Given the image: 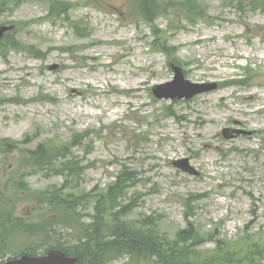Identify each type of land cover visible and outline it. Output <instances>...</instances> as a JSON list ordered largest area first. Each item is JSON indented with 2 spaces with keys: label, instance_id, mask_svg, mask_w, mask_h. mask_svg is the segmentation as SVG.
Segmentation results:
<instances>
[{
  "label": "rangeland",
  "instance_id": "rangeland-1",
  "mask_svg": "<svg viewBox=\"0 0 264 264\" xmlns=\"http://www.w3.org/2000/svg\"><path fill=\"white\" fill-rule=\"evenodd\" d=\"M141 1L12 0L0 8V25H14L0 44V142L17 145L0 152L5 258L27 245L41 251L42 236L71 241L75 227L92 221V198L126 170L119 204L129 220L150 218L168 237L191 222L205 240L200 259L223 243L238 252L205 264H264L247 255L264 240V8L258 0H156L145 18L133 11ZM171 63L189 83L216 89L155 98L152 88L173 82ZM190 90L177 83L161 92ZM227 130L252 135L224 139ZM39 145L49 157L36 167L25 157ZM68 160L76 174L65 183L58 172ZM62 186L60 196L80 199L77 213L44 201ZM15 221L53 230L16 233Z\"/></svg>",
  "mask_w": 264,
  "mask_h": 264
},
{
  "label": "trees",
  "instance_id": "trees-1",
  "mask_svg": "<svg viewBox=\"0 0 264 264\" xmlns=\"http://www.w3.org/2000/svg\"><path fill=\"white\" fill-rule=\"evenodd\" d=\"M7 2L10 0H0V6ZM140 6L143 8L142 14L145 18L157 12L154 0H142ZM15 46L17 42L11 41L10 47ZM16 147L14 143L0 142V151L6 154H11ZM48 157L49 154L40 145L34 151H27L25 158L27 163L39 167L45 164ZM74 170L75 164L68 160L60 164L58 174L65 176L66 183L76 174ZM130 181L128 172L122 170L116 182L108 188L104 196L100 199H96L95 196L92 198L94 199L92 221L87 225L76 227V235L71 241L54 240L51 239L53 237L43 236L39 242V245L43 247L41 252L40 250L35 251L32 245H28L21 253L37 255L55 249L74 258L76 264H205L204 262L212 257L227 259L231 254L237 255L238 252L231 251L227 244L223 243V246L216 248L213 256L200 259L202 254L197 252V249L205 240L190 222L184 229L168 237L157 224L149 221L150 218L142 219L141 222L136 219L129 220L127 217L131 211L128 205H120L119 201L124 197L127 183ZM59 193L60 191L45 195L44 201L46 203L56 202L57 207H61L58 205L61 203L76 212L81 203L80 199L71 194L60 196ZM76 222L79 221L76 220ZM6 225L7 221L0 218V229ZM52 227L46 223L32 226L17 221L9 225L11 230L26 234L38 233L36 230H42L39 233L44 234L49 229L53 230ZM207 235L212 238L211 234ZM5 247L0 244V259L4 257ZM220 249H225L224 254H221ZM247 255L259 256L264 261V240L262 245L250 247ZM122 260L124 262H120Z\"/></svg>",
  "mask_w": 264,
  "mask_h": 264
},
{
  "label": "water",
  "instance_id": "water-1",
  "mask_svg": "<svg viewBox=\"0 0 264 264\" xmlns=\"http://www.w3.org/2000/svg\"><path fill=\"white\" fill-rule=\"evenodd\" d=\"M12 30V27H7V26H0V40L2 39L3 35L5 32H8ZM173 71L175 73V77H174V84L175 83H184L187 84V82L183 81L182 78V73L181 70L179 68L173 67ZM173 84H167L165 86H157L155 88H153L152 93L154 94L155 97H157L158 99H181L183 97H185L186 99L191 98L192 96L205 92V91H209L215 88L214 85H193L192 90H190L188 93L185 94H180L176 97L175 94H166L165 92L162 93L161 89L163 87H168L171 86ZM4 264H75V261L66 257L64 253L60 252V251H56V250H52L49 251L45 256L43 257H29V256H21L19 259L16 260H12V261H8Z\"/></svg>",
  "mask_w": 264,
  "mask_h": 264
},
{
  "label": "bare ground",
  "instance_id": "bare-ground-1",
  "mask_svg": "<svg viewBox=\"0 0 264 264\" xmlns=\"http://www.w3.org/2000/svg\"><path fill=\"white\" fill-rule=\"evenodd\" d=\"M69 242V241H68Z\"/></svg>",
  "mask_w": 264,
  "mask_h": 264
}]
</instances>
